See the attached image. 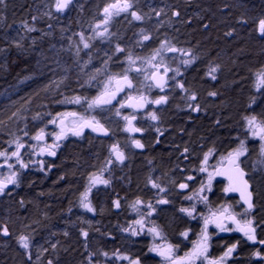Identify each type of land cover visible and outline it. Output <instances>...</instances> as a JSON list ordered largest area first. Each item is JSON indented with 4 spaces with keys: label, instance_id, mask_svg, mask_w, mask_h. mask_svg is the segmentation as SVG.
I'll return each mask as SVG.
<instances>
[{
    "label": "trees",
    "instance_id": "trees-1",
    "mask_svg": "<svg viewBox=\"0 0 264 264\" xmlns=\"http://www.w3.org/2000/svg\"><path fill=\"white\" fill-rule=\"evenodd\" d=\"M41 1L9 0L7 3L9 10L6 12L10 17V23L13 16L20 25L23 21H30L34 5ZM104 1L106 0H90L91 9ZM165 1L163 15L168 16L169 23L164 27L153 25L150 34L152 41L156 43L157 36L163 33L177 49L191 53L195 63L186 72V89L195 94L197 105L201 107L199 117L190 118L171 113L168 115L173 132L171 140L176 142L179 148L197 150L199 146L205 148L215 145L218 149H226L232 142V136L239 131V123L243 118L255 115L259 121H264V90L257 94L254 88L257 73L264 71V37L256 30L257 21L264 18V0ZM169 6L172 8L169 9ZM1 7L2 4L0 16L6 8ZM174 11L180 15L173 16ZM241 19L247 23H241ZM65 20H59L62 26L53 27L52 32L43 33L49 37L33 33V43L25 41L20 43V48L13 43L17 40L19 30L6 31L3 27L0 28L2 29L0 49H3L0 51V58L4 54L3 59H0L1 128L11 115L20 110V101L11 99L16 93L24 92L22 97L27 96L26 99L32 100L35 90L42 86L47 88L49 85L47 83L43 85L41 76L45 72L40 74L32 66L25 68L24 63L32 65L43 55H48L46 41L51 47L56 45L60 49L64 47L75 25L70 19V23ZM0 23L6 26L5 22ZM228 32L232 35H226ZM19 33L29 38L28 34ZM62 58L65 61L63 55ZM6 66L8 69L5 70ZM210 67H217L214 73L215 80L206 77ZM35 72H38L37 77L25 88L11 92L18 81L32 76ZM61 75L64 74H60L57 79H62ZM71 86L77 88L76 85ZM71 89L73 88L64 85L59 94L51 96L49 105L45 103L40 111L34 114L33 119L40 123L38 125L47 122L44 116L48 112L54 114L64 104L60 102L54 106L53 97L71 94V91H74ZM94 89L92 86L87 91L82 87L78 91L90 94ZM3 91L5 95L2 94ZM209 92H216L217 95L210 96ZM41 99L47 100V96ZM101 154L103 150L99 152L89 145L79 147L74 144L56 163L51 164L49 170L23 173L18 186L8 194L0 196V225H6L11 234L0 235V264H48L49 260L52 264H89L90 255L93 264H97V259L103 252H107L111 257H107L109 260H106V263H113V253L120 251L121 248L116 245L114 230L118 216L112 210L109 196L95 200L94 207L98 211L95 222L83 221L82 224L88 228V238L84 244L81 243L76 230H71L67 223V210L71 205L76 209L79 197L84 191L86 177L94 167L95 158H100ZM174 154L176 155V152L172 150L165 152L164 147L155 151L156 160L167 172L171 170ZM144 174L145 167L138 160L132 174L133 190L140 189ZM259 201L262 202L261 196ZM74 213L76 215V212ZM237 213L240 214L238 211ZM253 215L255 216L254 211L251 217ZM255 218L258 224L260 217ZM21 235L29 236L33 241L30 262L15 248ZM137 246L134 254L144 259V247L139 244ZM146 264L155 262L149 260Z\"/></svg>",
    "mask_w": 264,
    "mask_h": 264
},
{
    "label": "flooded vegetation",
    "instance_id": "flooded-vegetation-1",
    "mask_svg": "<svg viewBox=\"0 0 264 264\" xmlns=\"http://www.w3.org/2000/svg\"><path fill=\"white\" fill-rule=\"evenodd\" d=\"M75 2L76 0H73V3L68 9L69 11L66 10L68 11L67 16L70 20H73L76 16L74 10ZM168 53L171 55H175V57L181 58L183 60L193 59L192 55H182L179 51L175 53ZM122 63L123 62H120L118 66H112V68L109 70V73H103L102 81L94 82L92 84V86L95 88L94 94L92 96H90V94H86L84 91H71V94L65 93L63 95L53 97L54 106L57 105L56 103L60 102H63L64 104L61 105L59 110L54 114L52 112H48V114L46 113L47 115H45L44 117L47 121H51L52 119L56 118L57 123H47L46 125H44V127H42L41 124V127L38 130H40L41 128L44 129V144L59 143L60 146L55 149V156H48L51 157L50 159H52V161H50L49 159L41 160L42 158L46 159V156L37 154L40 144L35 140V142H32L31 136L29 135V139L23 142L25 147L21 149V158L25 163L28 164L27 168H21V176L26 172H45L46 170H49V168H51V164L56 163V161L62 156V154L67 151V146L69 144L71 145L72 143H77L79 141L89 139L101 140L109 143L108 149L107 151H105V160L99 168V173L102 168H107V171H104L102 175L104 178L110 179V184L108 186L100 184L92 187L91 191L88 193V199L91 202V206L93 207L94 212H88L81 207L80 195L76 209H73V206L71 205L67 210V223L70 226L71 230H76L81 243L84 244L87 239H85L81 235V231L83 230L88 232V228H86L82 224L83 221L87 222L88 220H91L95 222L98 214V211L94 207L95 200H99L100 198L109 196L112 204V210L118 216L114 225L115 239L117 240L116 245L117 247L121 248V250L118 252L122 255L128 256L132 260L138 259L140 261V264H146L149 260L154 261L155 264H168V262L165 261L162 257L158 256L156 253L155 256H153L151 254V251H149V249L152 248V241L150 240L151 233H149L148 229L153 226H161L163 222L168 221L166 217L168 215H166V213H162V209H165L166 211L170 208V206H173L174 209L169 210H173L175 213H180L181 208H186L187 206L191 208L193 205L195 206V211L193 212V217H195V220H188L186 222L187 219L182 216H180V219L173 218L174 222L171 224V227L173 228V234L171 235V240L167 245L173 246L174 259H182V257L185 256L186 253L192 251L193 244L200 238L201 230L204 227L203 216L210 215V210L216 211L221 206H230L229 210H235L239 207L244 211L243 206H241L237 198L233 197L230 193H225L223 191V189L227 186V183L218 178L213 179L211 192L205 190V192L202 193V195L207 196V202L200 200L196 195L198 190L201 188V185L203 184L206 186L208 182L205 173L203 174V172L200 171V168L202 166H205L209 170H213L215 167H219L220 164L215 165L216 158L218 156H226L229 151H232L234 149V147L232 146V143L226 149H218L215 145H209L205 148H201V146H199L197 150L187 148L188 151L184 152L185 148H179V146L176 145V142H172L171 139L173 136V132L170 128L168 115L171 113L173 115L177 114L191 118L198 117L201 112V107H199V111H193V109L189 107V104L197 105L198 100L189 99V96L193 93L188 92L186 89L185 76L187 69L184 70L181 78L177 77V80L168 79V85L163 92L153 87V91L158 94L157 98L163 95H167V103L161 105L150 103L147 104L143 110L138 111H136V109L128 107L127 105H125V107H120L121 103H125L129 95H138L137 92L142 83L147 84V81L143 80V73H137L135 70L130 71L129 76L133 80L134 88H125L123 92L116 96V99L113 100L111 104L103 106L101 108H96V110L102 112L100 116L96 115V111L94 112L92 109H88L87 101L99 94V92L103 88V81L106 79L108 74L115 75L117 73H122L125 70L126 67ZM150 70L152 71L151 68ZM161 71H163L162 68ZM168 76H173L172 72H169ZM177 82L182 83L184 85V88L181 89L177 87ZM73 96H81V103L72 104L64 102L66 98H70ZM184 106L185 108L183 109ZM117 111H119V115L117 114ZM72 112L77 113L78 116H97L96 119L99 120L100 123L103 124L104 127L108 130L109 137L99 138L92 132L83 130V134L79 137L69 134L66 139L56 142L55 133L59 132L60 130L59 127H57L60 120L59 114ZM153 112H155L158 116V119L156 121H153L150 118V113ZM125 115H135L136 120L133 121V126L142 129V131H125L124 129L126 121L123 119ZM63 119L67 125H71L72 122L77 119V117L68 115L64 116ZM112 125H115L117 129H112ZM157 128L160 129L159 132L157 131ZM179 135L182 136L181 134ZM133 140H139L144 145V147L142 149L136 148L132 143ZM157 140H159V143H157ZM112 144H118L120 149L124 151L126 159L123 164H119L117 162H114L111 165L108 164V160L113 159L110 154V148ZM33 145L36 146V151H33ZM162 147H164L165 152H170L171 150L176 152V155H173L171 170L168 172L158 163L155 157V151ZM209 150L212 151V154L209 156L208 164L203 165L204 155L205 153H208ZM138 160H140V162L144 165L145 174L143 184L137 191L133 190L134 180L132 174L134 165H136ZM38 161L44 162L43 170H40L41 165L37 163ZM241 167L246 171L248 181L252 185V191L254 192L255 201V191L252 181L249 178L248 171L243 166V164H241ZM118 169L119 173H117ZM188 176H192L193 179L188 180ZM88 177H86L85 183L83 184L84 191L82 193H84L86 188L89 186ZM153 182L159 184L162 188L165 189V191L160 192L159 189L153 188ZM181 183H187L188 187L186 189L179 188V185ZM15 187H17V185H9L8 188L5 189L4 195L8 194V192L10 190H13ZM186 196H192L193 199H185ZM161 198L167 199L169 203L158 204L157 201ZM116 200H119V208L115 207L114 205V201ZM137 200H140L142 202L139 206H137L138 210L133 207ZM173 201H175V203ZM149 204L153 206L154 211L149 209ZM131 210L133 211L131 212ZM150 211V217L143 218V229H141L139 232L137 231V235H131V231L133 229H136L133 225L135 219L134 216L137 214L146 215L145 213H149ZM235 211L240 212L239 209H236ZM74 212H76V215ZM228 227L233 228V226H231L230 224H228ZM214 229H217L215 225L209 224L208 233L210 236V241L207 253L209 259H218L223 255V253L229 246L239 241L240 243L237 246L236 252L226 260L225 264H264V260H261L254 255L256 251H260L261 254L264 255V245H260L259 243L252 244L245 237L240 236L237 232V236H235L238 238L241 237L243 238V240H235L236 238H233L232 236L211 238V231H213ZM217 230L219 231V229ZM185 232L189 234L186 240L182 235V233ZM257 240H264V238H261L260 235H258V231ZM155 242L161 246L164 245V241H162L161 238H156ZM138 244L144 247V259L138 258L137 255L134 254L136 247H138ZM33 246V241L30 239V256ZM28 257L26 258V260L30 262L31 259H29ZM106 260H109V258L101 255L99 259H97V264H106ZM114 260L115 257H113V264L117 262L116 260ZM195 264H206V262L200 259L197 260Z\"/></svg>",
    "mask_w": 264,
    "mask_h": 264
},
{
    "label": "rangeland",
    "instance_id": "rangeland-1",
    "mask_svg": "<svg viewBox=\"0 0 264 264\" xmlns=\"http://www.w3.org/2000/svg\"><path fill=\"white\" fill-rule=\"evenodd\" d=\"M8 1L9 0H4V3L2 4L1 8H5V7L6 8L4 9L3 14L0 16V22H3V23L5 22L6 26H3L0 23V28L3 27V29L6 31H9V29L10 31L19 30V32H22V34L23 32L28 34L29 38L27 39V36H22L21 33L18 32V36L16 37V39L19 40V43H24L25 41L28 42L29 44L33 43L34 41V38L32 37L33 33H37V34L39 33L43 35V33L52 32L53 27L58 28L57 27L58 25L62 26L61 24H59V20L61 19H64V20L66 19L65 21L70 23L69 19H67L68 18L67 13L69 11L68 10L69 8L67 9L68 11H65L64 13H56L54 9H52L53 15L51 18L43 15L44 12L49 10V6L53 3V0H42L41 2H38L34 5L33 13H30L31 14L30 21L26 20L28 25L34 26L37 29V31L29 33L26 31V29L23 26L26 23L25 21H23L22 22L23 24L20 25V22L17 21V19L13 16L11 17L12 20L10 23L9 21L10 17L8 16V12H6V10H9V7L7 6ZM112 2L113 0H106L98 4L96 8L91 9L92 5L90 4V0H76L75 6H74L76 16L73 20H71L73 21V23H75V25H74V28L71 30L72 35L69 36L70 41L68 40L67 42H65L64 47L61 49L57 48V45L56 46L53 45L55 47H51L49 42L46 41L47 46H48L47 47L48 55H43L38 61H35V63L32 65H29L28 63H24L25 68L32 66V68L36 69L40 74H43L45 72L44 75L41 76V78H43V81H44L43 85H45L46 83L49 85L47 86V88L42 86L39 90H35V92L32 95L33 97L32 100L26 99L27 96L22 97L24 92L21 94V91L19 90L22 88H25L26 85L29 84L31 80L37 77L38 72L37 73L35 72V74H33L32 76H27L22 81H18L17 84L14 86L11 92L13 93L18 92V91L19 92L16 93V95L12 97L11 99L15 98L16 101L17 100L20 101L19 103L20 110L15 112L16 114L11 115L7 119V123L5 124L3 128L0 127V151H3L5 149H7L9 153L14 151L15 144H12L10 147L8 141H13L19 138L21 142L23 143L24 141L29 139V135L34 136L39 131L38 129L41 127V125H38L40 123L33 119L34 114L40 111L41 107H43L45 103L50 102V98L53 94H57V93L59 94L64 85H67V87L68 86L72 87L73 89L71 90H74L76 92L78 91V89H82V87H84L85 90L89 91L94 82L102 81L103 73H109V70L112 68V66H118L120 62H123L122 64H124L126 67L125 69H127L129 67V61H128L129 54H131V56L134 59H136L137 66H143L147 69L148 72H151L150 67L144 64L143 61L146 60L148 57H150L153 54V52L157 48H159L160 45L164 43L165 41L169 42L172 46H174L172 41L169 39V37L164 35L163 33L157 36L156 43L152 41V38L150 35L154 24L161 25L164 27L168 25L169 23L168 16L166 14L163 15V12H164L163 10L165 9V5H166V1L164 2V0H133V4H134L133 10L137 11L138 14L143 16L142 20L136 21V20H133L128 13H121L118 16H115L112 18V20L107 26L109 31L105 35V37L96 36L95 33L93 32V28L97 23H100L101 21H103L104 19L103 8L107 4L112 3ZM167 3L169 2L167 1ZM170 8L172 7L169 6V9ZM157 12H159L160 15H157ZM33 16L37 17L35 21H33L32 19ZM80 16L82 17L80 18ZM53 18H55V21ZM49 25H51V27H49ZM141 30H143L144 34H147L150 36L149 40L143 41ZM81 33H83L85 38L92 37V39L88 41L90 43V47L87 49L83 48V45L80 44V34ZM44 36L49 37L48 34L43 35V37ZM40 37L41 36H38V38ZM77 45H79L80 47L79 55L76 54ZM117 45L123 48L124 51L116 52L115 49ZM3 55L4 54H2L1 56L2 59L4 57ZM62 55L65 58V61L62 60L63 59ZM163 56H164L165 65L173 69L178 67L181 73H184L185 69L187 70L190 69L195 63L194 60L192 59L193 63H191L188 66H185L181 63L183 59L175 57V55H171L168 52H164ZM109 57L111 58L109 59ZM157 60H159V57L157 58ZM6 69H8L7 66L5 70ZM96 69H100L101 71L97 73ZM62 73L64 74V75H61L62 79L60 78L57 79V77ZM172 74L174 75L173 72ZM93 76H95V79H92ZM181 76L182 74L179 76H176V78L177 77L181 78ZM206 77L211 79L209 75H206ZM50 83L52 84L50 85ZM71 85H76L78 89ZM254 88L257 94L261 93L264 90V88H261L260 91H257V76H256ZM137 93L138 94L143 93L149 98V100H155L158 97V94H156L153 91V88L149 90L147 87H140ZM2 94L5 95V92L3 91ZM93 94H94V91L90 93V96H92ZM41 96L42 97L47 96V100L44 99V101H42ZM37 102H40V103L38 105H35ZM49 104L50 103H48L47 105ZM184 108L185 106L183 107V109ZM92 110L94 112L96 111L97 114L96 113L95 114L99 116L102 113L99 110H96V108ZM174 115H177V114H174ZM47 123H50V121L42 123V127H44V125H46ZM32 127H34L35 129L30 130V128ZM111 127L114 130L117 129L115 125H112ZM25 132L29 134L25 135L24 134ZM232 137L233 139L231 143L234 149L239 146L240 140L246 141L248 152L244 157H241V160H242L243 166L248 171L249 178L252 181L254 191H255L256 207L254 210L255 216L253 215V217H260V220L258 222V225H260V227L257 228L258 235H260L261 238H264V195H263L264 194V190H263L264 189V167H261L257 164V162L262 159L260 155V141L257 139H253L251 137V134L247 128V123H246L245 118H243L240 121L239 131L236 134H234ZM31 141L35 142L34 140H31ZM74 144L79 147L80 146L86 147L87 145H89L92 148L94 147L95 149L99 150V152L101 150L104 151L103 154H101L100 158L99 157L95 158L94 164H93L94 167L91 169L88 176L92 175L93 173L100 174L99 168L101 167V165L103 164L105 160V156H106L105 151H107L109 143H106L104 141H91L89 139V140L79 141L77 143H72L71 145L69 144L67 146V149L71 148ZM45 156H46V159L42 158L41 160L49 159L50 161H52V159H50L51 157H48V155H45ZM220 160H221V157L218 156L215 160L216 161L215 165L220 164ZM9 162L15 163V158H13ZM0 164H3V158H0ZM13 171L19 172V176H18V182H19V179L21 177V172H22L20 165L17 164L16 168L13 169ZM212 171H214V169L213 170L208 169V172H212ZM8 172H9V169L7 167L5 168L0 167V178H2L3 175H7ZM208 172H203V174L205 173L207 181H208ZM117 173H119V169ZM259 196H261L262 202L259 201ZM173 202L175 203V201ZM186 208H190V207L187 206ZM169 209H174V208L173 206H170ZM169 209L166 211L165 209H162V213H166V215H168L166 216L164 214L167 217L168 221L163 222L161 226H155L158 229V231L161 233L160 238L162 239V241H164L163 246L169 244L171 240V235L173 234L172 232L173 228L171 227V224L174 222L173 218L180 219V216H182L185 219H187L186 222L188 220L189 221L195 220V217H193V215L188 216L184 212H180V213L177 212L178 213L177 214L173 210H169ZM236 209H239L240 213L243 212V210H241L239 207ZM133 210H131V212ZM235 210H230V211H232L239 217L237 211ZM147 213L148 212L145 213L146 215L137 214L134 216L135 219H134L133 225L135 226L138 232L141 230V228L139 225L135 223V221L141 219L142 217L143 218L150 217V215H147ZM207 216L209 215H206L203 217H207ZM249 218H251V213H249ZM188 235L189 234L187 233V237ZM235 235L237 236V233L235 231L220 232L217 229H214L213 231H211V238L221 237V236H227V237L232 236L233 238H236L235 240L237 239L243 240V238L241 237L238 238ZM150 237H151L150 240L152 241V247L154 245H159L158 243L155 242L156 238H154L152 234H150ZM183 238L186 240L185 236H183ZM15 248L22 255L26 256V258L30 255V247L28 250L21 248L18 243V240H17ZM151 254L155 256V252L151 251ZM115 260L117 262H115L114 264H128L127 260H117V259Z\"/></svg>",
    "mask_w": 264,
    "mask_h": 264
},
{
    "label": "snow or ice",
    "instance_id": "snow-or-ice-1",
    "mask_svg": "<svg viewBox=\"0 0 264 264\" xmlns=\"http://www.w3.org/2000/svg\"><path fill=\"white\" fill-rule=\"evenodd\" d=\"M4 0H0V4H3ZM73 3V0H53V3L49 6V10L44 12L43 15L48 16L49 18L52 17L53 12L52 9L56 13H64L69 6ZM134 4L133 0H113L112 3L107 4L103 8V21L100 23H97L94 28L93 32L98 37H105V35L108 33V24L112 20L113 17L118 16L121 13H128L133 20L140 21L143 19V16L138 14L137 11L133 10ZM157 15H160L159 12H157ZM173 16H179V12H173ZM33 21L37 19L36 16L32 17ZM241 23H247V21L241 19ZM24 28L27 32H35L37 29L34 26H30L27 23H25ZM51 27V25H49ZM204 27H207V25H204ZM102 29V30H100ZM99 30V31H98ZM256 30L259 33L261 37H264V18H260L256 23ZM142 32V39L143 41H147L150 39V36ZM226 35H232L231 32L226 33ZM92 37H87L83 35V33L80 34V44L83 45V48L87 49L90 47V41ZM14 44L17 48H20L21 45L19 43V40L14 41ZM0 51H3V49H0ZM116 52H123L124 49L121 48L119 45H117ZM180 52L182 55H188L190 56V52H184L182 49H177L175 46H172L169 42L165 41L160 45L159 48H157L153 54L148 57L146 60L143 61L144 64L148 65L152 71L148 72L147 69L143 66H137L136 59H134L131 54L128 55V61H129V67L125 69L122 73H117L115 75L109 74L107 75L106 79L103 81V88L99 92L98 95H96L94 98L87 101V107L88 109H95V108H101L103 106L109 105L112 103L113 100L116 99V96L118 93L123 92L125 88L127 89H133L134 84L133 80L129 76V72L132 70H135L137 73H143V80L147 81V84H141V87H147L149 90H151L153 87L160 89L161 92H163L168 85V79L175 80L176 76L181 75L180 69L177 67L175 69L170 68L169 66L164 64V52ZM80 47L79 45L76 46V54L79 55ZM159 57V60L157 58ZM111 57H109L110 59ZM181 63L185 66L190 65L193 63L192 59H185L182 60ZM161 68L163 71H161ZM101 70L96 69V72L99 73ZM106 71V69H105ZM217 67H210L207 75L211 77L212 80L216 79V76L214 73H216ZM169 72H173L174 75L169 77ZM92 79H95V76L92 77ZM177 87L183 89L184 85L182 83L177 82ZM261 88H264V71L257 73V91H260ZM210 96H216V92H209ZM86 99V98H84ZM190 100H196L197 97L195 94H192L189 96ZM82 100L81 96H73L70 98H66L64 102L66 103H72V104H80ZM168 97L167 95L160 96L159 98L155 100H149V98L144 95L143 93H139L136 96L129 95L127 97V100L125 103H121L120 107H125L127 105L130 108L133 109H141L144 108L147 104H156L161 105L167 103ZM254 102V101H253ZM189 107L193 109V111H199L200 108L198 105H191L189 104ZM117 114L119 115V111H117ZM71 115L73 117H77L76 120L72 122L71 125H67L63 119L64 116ZM60 120L57 127H59V132L55 133V141L59 142L61 140H64L67 138L69 134L73 136H81L83 134V130L85 128H90L93 132L100 133L102 135H108V130L104 127L103 124L100 123L99 120L96 119L95 116L87 117V116H78L77 113H61L59 114ZM150 118L153 121H156L158 119V116L155 112L150 113ZM123 119L126 121L125 125V131L128 132H141L142 129L138 127L133 126V121L136 120L135 115H125ZM248 131L251 134V137L253 139H257L260 141V155L262 157L261 160L257 162V164L261 167H264V121H258L257 117L255 115L245 117ZM50 123L56 124L57 119L54 118L50 121ZM157 131L159 132L160 129L157 128ZM25 135H28L27 132L24 133ZM162 134V133H161ZM32 140L37 141L40 146L38 149V155H48V156H55L56 151L55 149L58 148L60 145L59 143H53V144H44L43 141L45 139V132L44 129L41 128L34 136H31ZM9 146L11 147L12 144H15V150L12 152H8L7 149L0 151V158H3V164H0V167H5L9 169V172L7 175H3L2 178H0V195L5 194V189L8 188L9 185H17L18 186V171H13V169L16 168V165L19 164L21 168H27L28 164L23 161L21 158V149L25 147L24 143L21 142L19 138L8 141ZM133 145L136 148H143L144 145L139 140H133ZM157 143H159V140H157ZM33 151H36V146H32ZM188 149L185 148L184 152H187ZM248 152L246 141L240 140L239 146L232 151H229L226 156H222L220 160V166L215 167L214 171L208 172V168L205 166H202L200 168L201 172H208V182L207 185H201V188L197 192V196L200 200L207 202V196L202 195V193L207 190L208 192H211L212 190V181L215 178V176H224L228 180V185L223 189L225 193L229 192H238L240 194V199L243 201L244 205H246V208L242 213L239 214V217L229 210V207L221 206L216 211H211V214L207 217H204V227L201 230L200 233V239L194 242L192 251L189 253H186L184 258L177 260L173 258V246L172 245H154L152 248L149 249V251L155 252L158 256L162 257L165 261L168 262V264H195L197 260H200L201 258L206 262V264H225L226 260L232 256L233 253L236 252L237 246L240 243L237 241L235 244H232L229 246L226 251L223 253L221 257L218 259H209L208 258V249H209V241L210 236L208 233V226L209 224L215 225L217 229H219L220 232H239L241 233L248 241L256 244L259 243L260 245H264V240H257V228L260 227L256 223L255 217L249 218V213H251L256 205L254 203V192L251 189V185L247 179H245V176L247 175L244 168L241 167L242 160L241 157H244ZM110 154L113 159L108 160V164L111 165L114 162H117L119 164H123L126 155L124 151H122L118 144H112L110 148ZM212 154V151L209 150L208 153H205L203 158V165L208 164L209 156ZM13 158H15V163H10ZM41 165V169L43 170V161H38ZM107 171V168H102L100 170V174L93 173L88 177L89 180V186L86 188L85 192L81 194L80 197V205L82 208L87 210L88 212H94L93 207L91 206V202L88 199V193L91 191L92 187H95L97 185H105L108 186L110 184V179H106L103 177V172ZM64 177L62 176L61 179ZM188 180L193 179L192 176L187 177ZM153 188L159 189L160 192H164L165 189L162 188L159 184L153 182L152 183ZM188 187L187 183H181L179 185V188L186 189ZM185 199L192 200V196H186ZM22 203V202H21ZM142 202L140 200H137L135 204L133 205L134 208L138 210V207ZM158 204H168L169 201L167 199H159L157 201ZM115 207L119 208L120 203L119 200L114 201ZM149 209L154 211V208L151 204L148 205ZM181 212L186 213L188 216H192L193 212L195 211V206L193 205L191 208H181ZM147 215H151V211L147 213ZM137 225L140 226L141 229H143L144 226V220L143 217L137 221H135ZM231 223L235 227L229 228L228 224ZM149 233L153 235L154 238H160L161 233L158 231V229L153 226L148 229ZM9 229L6 225H0V235L8 236ZM138 232L136 229H133L131 231V235L135 236ZM67 235V233H65ZM81 235L87 239L88 232L87 231H81ZM185 238H187V233H182ZM18 243L21 248L28 250L30 247V237L21 235L18 237ZM55 247V245H53ZM103 256L109 257V254L107 252L102 253ZM254 255L264 260V255L261 254L260 251H256ZM113 256L117 260H127L128 264H140V261L138 259L132 260L126 255H122L119 252L113 253ZM31 259V256L28 257ZM111 258V257H109ZM48 264H52V261L49 260ZM89 264H93L91 260V255L89 257Z\"/></svg>",
    "mask_w": 264,
    "mask_h": 264
},
{
    "label": "water",
    "instance_id": "water-1",
    "mask_svg": "<svg viewBox=\"0 0 264 264\" xmlns=\"http://www.w3.org/2000/svg\"><path fill=\"white\" fill-rule=\"evenodd\" d=\"M155 89H157V90H160V89H158V88H155ZM121 93V92H120ZM120 93H118V94H120ZM145 108V107H144ZM144 108H141V109H136V111H138V110H143ZM133 109V108H132ZM84 131H90V132H92L94 135H96L97 137H99V138H108L109 137V133H108V135H102V134H100V133H97V132H93L90 128H85L84 129ZM83 131V132H84ZM215 178H218V179H220V180H223V181H225L226 183H227V185H228V180L224 177V176H215ZM245 179H247L248 180V177H247V175L245 176ZM251 185V184H250ZM250 190H252V185H251V189ZM233 197H235V198H237L238 199V201H239V203L241 204V206H243V208L245 209L246 208V205H244V203H243V201L240 199V194L238 193V192H229ZM255 202V201H254ZM231 226H233V227H235L234 225H232L231 223H229ZM240 236H243L241 233H239V232H237ZM244 237V236H243ZM252 243V242H251ZM252 244H254V243H252ZM256 244H258V243H256ZM177 260H180V259H177Z\"/></svg>",
    "mask_w": 264,
    "mask_h": 264
},
{
    "label": "bare ground",
    "instance_id": "bare-ground-1",
    "mask_svg": "<svg viewBox=\"0 0 264 264\" xmlns=\"http://www.w3.org/2000/svg\"><path fill=\"white\" fill-rule=\"evenodd\" d=\"M48 76V75H47ZM50 93H51V91H50ZM16 95V94H15ZM54 95V94H53ZM4 102V101H3ZM204 112V111H203ZM54 117V116H53ZM29 134V133H28ZM87 153V152H86ZM64 161V160H63ZM19 199V198H18ZM25 210V209H24ZM5 214V213H4ZM11 235V234H10Z\"/></svg>",
    "mask_w": 264,
    "mask_h": 264
}]
</instances>
